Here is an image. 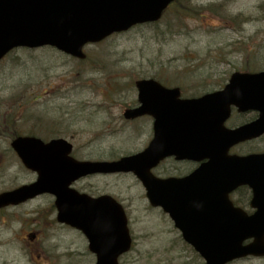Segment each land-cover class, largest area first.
Segmentation results:
<instances>
[{"label":"rangeland","instance_id":"374dc122","mask_svg":"<svg viewBox=\"0 0 264 264\" xmlns=\"http://www.w3.org/2000/svg\"><path fill=\"white\" fill-rule=\"evenodd\" d=\"M84 52L81 61L50 47L17 48L0 61V192L36 176L10 148L13 134L65 138L80 160L118 159L142 150L151 138L148 118L122 116L137 104L135 80L160 79L193 97L218 89L226 79L229 66L216 65L218 59H230L233 67H264V0H179L158 23L113 34ZM259 148L264 150V139ZM190 169L169 160L155 172L168 177ZM73 186L90 196L109 194L124 206L134 242L121 264H202L169 218L149 205L133 174L93 176ZM53 201L44 194L0 211V264H28L23 256L30 232H38L36 248L78 251L64 264H94L81 232L55 222Z\"/></svg>","mask_w":264,"mask_h":264},{"label":"water","instance_id":"95a60500","mask_svg":"<svg viewBox=\"0 0 264 264\" xmlns=\"http://www.w3.org/2000/svg\"><path fill=\"white\" fill-rule=\"evenodd\" d=\"M171 1L0 0V59L17 46L44 45L84 58V44L138 23L154 22ZM136 87L140 106L127 109L124 116L148 114L154 118V137L143 152L116 161H78L70 156L72 145L64 139L45 143L32 136H18L11 147L37 178L1 193L0 207L50 193L56 198L57 220L84 233L96 264H119L118 257L131 244L122 207L108 196L90 198L70 185L93 173L133 172L151 205L170 214L206 264H225L246 254L264 253V153L227 155L232 144L264 133V72L236 73L223 91L198 99H179L177 88H165L153 79L138 80ZM230 103L256 108L260 118L226 130L222 123ZM167 156L208 162L183 178H156L150 168ZM245 184L253 190L251 204L257 211L249 218H234L227 195L232 188ZM207 189L212 190L210 197L198 209L194 197ZM198 211L203 212L201 216ZM249 237L254 241L242 246Z\"/></svg>","mask_w":264,"mask_h":264},{"label":"flooded vegetation","instance_id":"af4514ba","mask_svg":"<svg viewBox=\"0 0 264 264\" xmlns=\"http://www.w3.org/2000/svg\"><path fill=\"white\" fill-rule=\"evenodd\" d=\"M224 65H228L229 70H228V73H226V75H225L226 79L221 84V86L220 85L218 86L219 87L218 89L223 88L226 85V83L229 80V77L231 76V74L234 71H244L242 68H239V67H231V64H229V63H224ZM218 89H214V90H218ZM257 116H258V113L255 111L239 112L237 108L232 106L231 111H230V115L225 122V126L227 128L239 127L245 123L253 121L254 119L257 118ZM262 139H264V136L262 138H256V139L248 140L245 142H241V143L233 146L230 149V153L231 154H238L241 156H244L247 154L258 153L261 151V149L259 148V144L262 141ZM169 160L173 161L171 158L170 159L168 158L164 161H161L158 164V166L156 167V169L161 167L166 161H169ZM173 162L177 163L176 161H173ZM187 163L191 165V169L187 173H185L183 175H177V176H184V175L190 173L199 164L197 162H187ZM251 197H252L251 191L247 186L237 187L229 195V198L231 199L234 206L239 207L241 209H244L249 214L252 212V209L250 208ZM61 226H63V225H61ZM175 231H177L179 238L182 240L180 232L178 230H175ZM37 234H38V232H30L27 235V236L30 235L31 239H30V244H28V246H27V249H26L27 251L24 252L23 259H27L28 264H30V263L31 264H54V263L64 264L66 262V259H68L70 256H72V258L78 257V254H77L78 251H76V250H67V249L46 250V249L36 248L35 246L39 243L38 242L39 239H38ZM53 253H56V254L52 255ZM59 257L64 258V259L61 262H59L60 261ZM48 258H50L51 260H48ZM256 259L264 261V257L263 258H256ZM5 262H7V261H5ZM15 262H17V261L16 260L9 261L8 264H15ZM72 262H73V264H76L75 260ZM0 263H2V262H0ZM67 264H70V263H67Z\"/></svg>","mask_w":264,"mask_h":264},{"label":"trees","instance_id":"16d2710c","mask_svg":"<svg viewBox=\"0 0 264 264\" xmlns=\"http://www.w3.org/2000/svg\"><path fill=\"white\" fill-rule=\"evenodd\" d=\"M16 134V133H15ZM13 136H14V134H13Z\"/></svg>","mask_w":264,"mask_h":264}]
</instances>
